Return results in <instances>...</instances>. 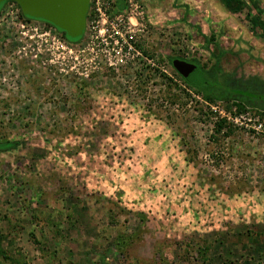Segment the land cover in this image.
<instances>
[{"label": "rangeland", "instance_id": "374dc122", "mask_svg": "<svg viewBox=\"0 0 264 264\" xmlns=\"http://www.w3.org/2000/svg\"><path fill=\"white\" fill-rule=\"evenodd\" d=\"M11 4L0 264H264V103L178 67L264 95V0H90L78 42Z\"/></svg>", "mask_w": 264, "mask_h": 264}, {"label": "water", "instance_id": "95a60500", "mask_svg": "<svg viewBox=\"0 0 264 264\" xmlns=\"http://www.w3.org/2000/svg\"><path fill=\"white\" fill-rule=\"evenodd\" d=\"M7 0H0V6ZM27 17L51 23L64 31L70 39L83 36L87 26L90 0H13ZM179 70L193 83L204 81V74L196 64L180 61Z\"/></svg>", "mask_w": 264, "mask_h": 264}, {"label": "trees", "instance_id": "16d2710c", "mask_svg": "<svg viewBox=\"0 0 264 264\" xmlns=\"http://www.w3.org/2000/svg\"><path fill=\"white\" fill-rule=\"evenodd\" d=\"M7 2H15V1H13V0L5 1L0 6V9ZM17 5H18V3H17ZM22 15L26 19H32L30 17H27L23 13H22ZM43 22H45V23H47L49 25H52L49 22H46V21H43ZM57 30L60 33H62L63 37L65 39H67L68 41H70V42H78L82 38V37H80L78 39H70L69 37H67V35H66V33L64 31H61L59 29H57ZM180 76L183 78V81L189 86H193V87H196L198 89H201V88L205 89L206 88V89H214V90L218 91L217 98H219V99H221V98L225 99V98L229 97V95L230 96L237 95V96H243V97L249 98L250 100H252V99H255V100L257 99L258 100L259 99V100H261L264 103V95H259L257 93L251 92L250 90L229 89V88H226L223 83H219V82H217V80H214V79L211 80L209 78H206L203 82L196 84V83L191 82L181 71H180ZM223 125H224V121H219L215 131L216 132L217 131H221L222 128H223ZM17 146H18V141L17 140H15V141H9V140L3 141V142H0V151L11 150V149H14Z\"/></svg>", "mask_w": 264, "mask_h": 264}, {"label": "built area", "instance_id": "2783aa9c", "mask_svg": "<svg viewBox=\"0 0 264 264\" xmlns=\"http://www.w3.org/2000/svg\"><path fill=\"white\" fill-rule=\"evenodd\" d=\"M10 6H16L17 7V3L16 2H12V4ZM18 10H19L18 8L15 9L16 17H18V15H17ZM12 11H14V9H12Z\"/></svg>", "mask_w": 264, "mask_h": 264}, {"label": "flooded vegetation", "instance_id": "af4514ba", "mask_svg": "<svg viewBox=\"0 0 264 264\" xmlns=\"http://www.w3.org/2000/svg\"><path fill=\"white\" fill-rule=\"evenodd\" d=\"M56 29V28H55Z\"/></svg>", "mask_w": 264, "mask_h": 264}]
</instances>
